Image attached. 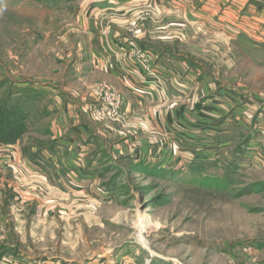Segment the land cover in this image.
<instances>
[{"label": "rangeland", "instance_id": "374dc122", "mask_svg": "<svg viewBox=\"0 0 264 264\" xmlns=\"http://www.w3.org/2000/svg\"><path fill=\"white\" fill-rule=\"evenodd\" d=\"M78 1L0 0V113L6 119L0 123L21 120V125L8 128L0 137L8 141L18 138L23 157L30 156L34 148L50 146L49 118L44 113L54 95L51 88L63 87L78 102L82 121L107 131L111 158L104 154L100 170L95 171L98 182L89 200L50 197L47 208L34 207L29 213L2 201L0 216L6 232L1 230L0 244L33 257L65 260H85L95 253L125 257L129 264H264V145L247 151L245 132L227 127V133H217V122L202 121L209 128L194 129L217 134L198 135L205 141L198 144L203 151L188 156L189 161L195 160L188 169L181 164L177 170L161 167L157 171V166L141 170L134 161L136 152L130 150L143 135L147 140L155 136L161 143L165 135L152 131L144 115L124 114L123 103L113 117L95 111V106L104 104V92L124 98L109 81L90 74L88 49L95 47V39L90 40L89 31L79 27L78 18L82 20L85 12ZM149 16V5L124 13H90L92 20L104 18L99 20L103 41L107 35L104 25L111 18H128L121 19L119 28L140 38L151 26ZM165 29L160 28L163 36L157 34V39L146 34L145 42L174 52L221 84L238 86L263 99L264 49L254 55L245 45L221 46L214 55L218 51L214 45L193 31H182L183 41L181 35L168 36ZM136 50L126 56L139 62L132 57ZM47 86L46 93L42 89ZM260 109L264 110V103ZM33 123L35 132L26 135ZM120 141L126 142L121 150L117 147ZM126 145L133 148H124ZM177 147H165L171 152L161 162L177 164ZM239 152L240 162L235 157ZM50 211L61 217L55 214L53 218Z\"/></svg>", "mask_w": 264, "mask_h": 264}, {"label": "crops", "instance_id": "0c3cea01", "mask_svg": "<svg viewBox=\"0 0 264 264\" xmlns=\"http://www.w3.org/2000/svg\"><path fill=\"white\" fill-rule=\"evenodd\" d=\"M78 2L85 15L89 14V17L82 16V20L78 18L79 27L84 32L89 31L90 40H93V37L95 39V47L90 46L88 49L89 65L92 69L90 74L93 78L103 77L120 92L124 98L122 100L124 114L136 118L144 115L152 131L165 135L164 143L155 140V136L152 139H144L143 135L139 138L141 141L137 142L136 148L131 149L133 146L130 145L124 147L136 152L134 161L140 164L141 170H149L156 166L157 171H160L161 167L168 169L173 167L177 170L181 164L188 169L192 162L195 163V160L189 161L188 156L192 154L194 156V153L201 151L202 147L198 144L205 142L198 137L203 138L201 137L203 134L213 137L220 131L227 133V127H232L237 132H245L249 144L247 151L263 147L264 110L262 109V112L260 107L261 103H264V96L260 99L259 95L243 92L238 86L221 84L202 69L198 70L187 64L186 60L174 52L166 48L152 47L145 41L146 34L154 39H157V34L163 36L160 28L165 26L168 36L181 35L183 41L185 38L182 31H188L190 34L193 31L197 36L210 41L215 50L222 48L221 46L241 48L245 45L255 55L264 49V0ZM143 5H149L152 16H149L151 26L144 30L140 38H132L119 28L123 22L121 19L128 18H111L112 22L104 25L107 35L103 41L99 34L102 30L99 20L104 18L94 20L90 18L92 12L124 13ZM133 49H143L149 53L152 61L150 70L155 76L146 73L140 62L130 60L126 56ZM218 52L220 50L212 54H219ZM46 88L42 90L47 93L48 86ZM51 90L54 91V95L51 103L46 104L48 112L44 113V116L49 118L50 128L48 126L47 133L51 141L50 146L34 148L30 156L23 157L19 152V141L10 145L0 144L2 207V201L4 204L8 202L9 205L14 203V207L24 208L23 210L29 213L27 210L33 211L34 207L47 208L51 201L50 197L58 198L60 201L72 197L89 200L92 188L98 182L95 171L100 170L106 158L104 154L111 158L110 146L105 135L107 131L101 126L96 127L94 124L92 127L82 121L84 116L69 90L63 87ZM202 121L217 122L220 128L214 135H208L209 130L206 129H202L204 132L194 129L198 126L209 128ZM34 125L35 123L31 124L26 135L35 132ZM201 133L202 135L198 136ZM125 143L120 141L117 147L121 150L120 146ZM161 144L171 148L178 146L180 157L177 164L172 166L161 162V158L171 152L170 149L162 148ZM120 150L118 149L119 153ZM241 155V152L235 154L238 162ZM246 155L249 156L250 152ZM248 159L250 160L251 156ZM6 197H9V200L6 201ZM93 201L96 202L95 199ZM27 213L24 214L29 216ZM55 214L61 217L59 212L57 214L55 211H50L49 215L54 218ZM1 216L0 230L5 233L6 224ZM0 264H129V262L125 257H101L95 253L92 258L85 260H65L52 256L33 257L0 244Z\"/></svg>", "mask_w": 264, "mask_h": 264}, {"label": "built area", "instance_id": "2783aa9c", "mask_svg": "<svg viewBox=\"0 0 264 264\" xmlns=\"http://www.w3.org/2000/svg\"><path fill=\"white\" fill-rule=\"evenodd\" d=\"M132 57L134 59L139 60L146 73H148L151 76H155V74L152 73L150 70L151 58L149 57V53L139 49L133 52ZM103 102L104 104L100 108H96L95 106V111L100 112L99 114L101 115H105L107 117H113L115 115H118V113L120 112V108L122 106L123 101L120 96L115 95L113 93L110 94L108 91V92H104ZM2 238L3 235L1 234V230H0V240Z\"/></svg>", "mask_w": 264, "mask_h": 264}, {"label": "trees", "instance_id": "16d2710c", "mask_svg": "<svg viewBox=\"0 0 264 264\" xmlns=\"http://www.w3.org/2000/svg\"><path fill=\"white\" fill-rule=\"evenodd\" d=\"M3 112V111H2ZM0 113L1 115V119H0V122H3V121H5L6 119L3 117V113ZM22 115H24L23 113H22ZM20 116V115H19ZM17 117V116H16ZM24 118V117H23ZM25 120V119H24ZM20 122H21V120H19V118H17V120L15 121V122H12L11 124H8V125H2L1 123H0V130H2L1 132L2 133H0V134H4V132L3 131H6L8 128H11V127H17L18 126V124H20ZM18 123V124H17ZM16 124H17V126H16ZM21 125V124H20ZM18 140V138H16V139H13V140H5L3 137L1 138L0 137V144H14L16 141Z\"/></svg>", "mask_w": 264, "mask_h": 264}, {"label": "bare ground", "instance_id": "6f19581e", "mask_svg": "<svg viewBox=\"0 0 264 264\" xmlns=\"http://www.w3.org/2000/svg\"><path fill=\"white\" fill-rule=\"evenodd\" d=\"M138 236H140V233H139V235Z\"/></svg>", "mask_w": 264, "mask_h": 264}]
</instances>
